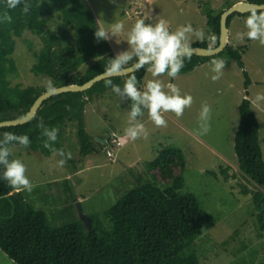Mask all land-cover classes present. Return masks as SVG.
I'll return each mask as SVG.
<instances>
[{
    "label": "trees",
    "instance_id": "obj_1",
    "mask_svg": "<svg viewBox=\"0 0 264 264\" xmlns=\"http://www.w3.org/2000/svg\"><path fill=\"white\" fill-rule=\"evenodd\" d=\"M248 1L264 3V0ZM201 4L207 25L215 38L192 39L191 46H216L219 41L221 14L232 3L220 10H215L204 0ZM5 6L6 0H0V13L5 10ZM262 11L264 10L257 12ZM9 13L12 22L0 23V121L24 116L36 98L50 89L49 85L54 88L71 83L82 84L105 72L109 59L116 56L108 40H98L95 37L99 23L87 0H32L30 13L23 14L20 7L9 10ZM237 14L241 15L235 12L229 16V27ZM250 14L248 12L244 15ZM52 22L58 23L62 28L51 30ZM27 30L43 40L41 50L34 52L36 61L31 70L35 75L47 78L49 81L46 85L22 86L11 82V76L17 72V64L13 58L15 38ZM247 48V44L238 48L228 44L224 51L214 56H197L192 53L190 59H185L179 74L189 73L217 56L236 60L244 68L242 55ZM134 62L135 60L129 65ZM147 67L126 76L103 79L86 91L54 95L43 102L31 121L0 127V139L4 132L27 135L32 151L50 156L52 152L43 147L44 138L38 127L40 121L43 120L48 127L59 128L58 139L54 144L57 149H62L66 128L75 123L81 154H92L97 150L98 144L102 145L103 141L112 136L98 140L88 133L84 117L87 104L96 95L112 90L106 86L108 80L122 88L126 79L135 75L141 89ZM244 74L247 88L251 80L246 70ZM120 98L125 105L123 97ZM128 102L129 105L126 106L130 109L131 101ZM146 112L147 109L144 114ZM239 114L240 122L234 138L239 168L252 182L264 186L260 123L249 98L242 99ZM12 158L15 157L11 155L10 159ZM186 166L187 159L180 147H161L156 158L148 162L151 170L159 171V175H154L155 182L136 176L137 185L114 205L92 213L88 226L84 225L83 220L72 221L61 227L49 226L44 210L35 209L27 200L22 201V212L29 214L0 221V248L16 264H177L180 257L186 254L190 262L194 261L197 255L186 253V250L215 220L204 209L195 193L183 190L186 186L183 174ZM220 168L224 181L236 177V174H229L228 166ZM3 171L4 168L0 165V209L7 200L21 199L9 197L14 189L3 179ZM209 173L219 177L215 170H210ZM160 180L165 183L162 184ZM239 186L243 194H251L253 197L258 233L264 237V192L249 189L242 183ZM246 249L244 245L243 250ZM255 260L248 259L244 263L238 261L234 264H254Z\"/></svg>",
    "mask_w": 264,
    "mask_h": 264
},
{
    "label": "rangeland",
    "instance_id": "obj_2",
    "mask_svg": "<svg viewBox=\"0 0 264 264\" xmlns=\"http://www.w3.org/2000/svg\"><path fill=\"white\" fill-rule=\"evenodd\" d=\"M201 1L203 0H87L98 23L103 24L106 29L111 24L123 22L124 31L108 40L115 55L128 50L127 32L137 19H144L146 23L152 24L164 19L171 31L191 23L202 36L192 34L190 43L192 39H214ZM204 1L210 3L215 10H220L237 0ZM246 18L247 16L237 15L235 20H231L229 27L230 45L235 48L248 45L242 55L244 68L236 60L217 56L189 73L179 74L175 79L166 74L159 77L165 85L176 84L182 95L190 94L193 97L191 107L186 108L180 118L172 112L165 113L166 127H157L146 112L139 120L144 123L147 136L135 141L124 139L120 148L108 146L115 153L114 160L107 156L105 146L87 156L82 155L75 123L69 125L64 133L66 138L62 149L66 153L71 152L72 158L63 167L58 166V155L52 153L46 156L29 147L10 145L12 155L26 165V175L34 187L31 192H11V199H21L3 203L0 221L28 215L29 212H22V201L26 200L35 209L47 213L49 226L61 227L72 221H82L78 202L81 203L83 213L90 216L117 203L137 185L136 176L155 182L154 175H159V171L151 170L148 162L156 158L161 147L172 145L180 147L187 159V166L183 171L186 186L183 190L195 193L204 209L215 220L186 250V253L196 254V259L190 262L187 254L182 255L177 264H234L238 261L244 263L248 259H256L254 264H264V237L258 233L253 197L251 194H243L239 184L263 192L264 186L252 182L241 172L234 148L235 133L240 122L239 105L246 97L251 100L260 123V146L264 156V102L253 103L258 93L264 94V46L258 40H250L246 36L243 39L237 38V33L247 31ZM60 27L62 28L58 23H51V30ZM15 39L13 58L17 64V72L11 76L12 84L46 85L49 80L35 75L31 70L36 61L34 52H39L43 46L42 38L27 30ZM220 59L225 61L223 75L219 80L213 81L211 77L215 73L212 72L211 61ZM244 70L251 80L247 88ZM149 79L153 77L147 70L141 90ZM205 102L211 106V130L206 135H198L199 114L201 105ZM129 112L130 109L124 105L120 96L107 90L96 95L87 104L84 114L86 129L95 139L100 140L114 134L124 135V129L128 127ZM222 166H228L229 174H236V177L224 181L220 168ZM210 170L217 171L219 177L211 175ZM176 172L179 170L176 169ZM17 210H21L20 213ZM244 245L246 250H243ZM0 264L16 263L0 248Z\"/></svg>",
    "mask_w": 264,
    "mask_h": 264
},
{
    "label": "clouds",
    "instance_id": "obj_3",
    "mask_svg": "<svg viewBox=\"0 0 264 264\" xmlns=\"http://www.w3.org/2000/svg\"><path fill=\"white\" fill-rule=\"evenodd\" d=\"M18 7H20L23 14H28L32 9V0H6L5 10L0 13V23H11L12 16L9 10ZM245 26L247 31L237 33V38L243 39L246 36L250 40H258L264 46V11L258 13L256 10H252L245 20ZM124 28L123 22L111 24L107 29L103 24H99L95 37L98 40H109L112 36L116 37L122 33ZM192 34L198 37L202 36V33L195 30L191 23L181 25L175 31H171L164 19H159L155 24L146 23L144 19H137L127 32L128 50L121 51L116 54L115 58L109 59L106 71L110 75L125 73L129 63L135 59L134 68L139 70L148 66L147 70L153 77V79L147 80L143 90L138 87V80L135 75H130L122 88L120 85L113 84L111 80L107 81L106 86L111 87L115 94L131 101L128 127L124 129L125 139L130 138L135 141L142 136H147L144 123L138 119V117L144 115L145 109H147L149 119L157 127H166L165 113L172 112L177 118H180L183 116L184 110L191 107L193 97L190 94L182 95L176 84L165 85L159 77L166 74L168 77L175 79L179 75L184 67L185 59H190L192 56L193 49L190 43ZM211 64L212 72L215 73L211 79L217 81L223 75L225 61L223 59L213 60ZM49 87L51 90L50 85ZM261 102H264V94L258 93L253 103L259 104ZM199 120L198 135L208 134L211 130V106L206 102L201 105ZM38 127L42 130L43 147L49 149L53 155L60 157L57 162L58 166H65L67 161L72 158V154L54 147L58 139L59 128L48 127L43 120L40 121ZM14 143L27 148L30 146L31 141L27 135H18L13 132L2 134V139H0V165L4 168L3 179L15 191L27 190L31 192L34 185L26 175V165L21 159H10L12 155L10 145ZM99 147L102 146L98 144Z\"/></svg>",
    "mask_w": 264,
    "mask_h": 264
},
{
    "label": "water",
    "instance_id": "obj_4",
    "mask_svg": "<svg viewBox=\"0 0 264 264\" xmlns=\"http://www.w3.org/2000/svg\"><path fill=\"white\" fill-rule=\"evenodd\" d=\"M252 10H256V11L264 10V3H256V2H250V1H238L232 6H230L229 8L225 9L224 12L221 14V18H220V35H219L218 45L210 46V47L191 46L193 49L192 53L197 56H214L224 51L227 45L229 44V34H230V29L228 26L229 16L235 12L247 13V12H251ZM134 64L135 62L127 66V71L121 75H110L107 71H105V72H102L94 76L93 78H91L90 80L82 84L71 83V84L51 88V90L48 89L47 91H44L36 98L32 106L26 112L24 116L1 120L0 127H9V126L25 124L31 121L35 117L37 111L40 109L43 102L49 99L50 97L54 95L70 92V91L72 92L86 91L90 89L94 84H96L97 82L103 79L113 77V76H126L137 70L134 68ZM123 100L125 102V105L128 106L129 105L128 100L125 98H123ZM78 204H79V210L81 214V220H83L85 226H88L91 222V217L88 215H85L81 209V203L78 202Z\"/></svg>",
    "mask_w": 264,
    "mask_h": 264
},
{
    "label": "built area",
    "instance_id": "obj_5",
    "mask_svg": "<svg viewBox=\"0 0 264 264\" xmlns=\"http://www.w3.org/2000/svg\"><path fill=\"white\" fill-rule=\"evenodd\" d=\"M125 137H117L115 134L108 140L103 141L102 147L105 146V152L107 156L111 159H115V154L112 149H109L108 146L120 148L124 144Z\"/></svg>",
    "mask_w": 264,
    "mask_h": 264
},
{
    "label": "flooded vegetation",
    "instance_id": "obj_6",
    "mask_svg": "<svg viewBox=\"0 0 264 264\" xmlns=\"http://www.w3.org/2000/svg\"><path fill=\"white\" fill-rule=\"evenodd\" d=\"M238 1H248V0H237V1L233 2L232 5L235 4V3L238 2ZM232 5H231V6H232ZM228 8H229V7H228ZM226 9H227V8H226ZM258 11H260V10H258ZM247 13H248V12H247ZM244 14H246V13H241L242 16H248V15H244ZM237 15H240V14H237ZM237 15H235V17L233 18V20L236 19V16H237ZM219 35H220V34H219Z\"/></svg>",
    "mask_w": 264,
    "mask_h": 264
},
{
    "label": "crops",
    "instance_id": "obj_7",
    "mask_svg": "<svg viewBox=\"0 0 264 264\" xmlns=\"http://www.w3.org/2000/svg\"><path fill=\"white\" fill-rule=\"evenodd\" d=\"M113 48V47H112ZM146 76V75H145ZM145 78V77H144ZM138 119H140V117L138 118Z\"/></svg>",
    "mask_w": 264,
    "mask_h": 264
}]
</instances>
